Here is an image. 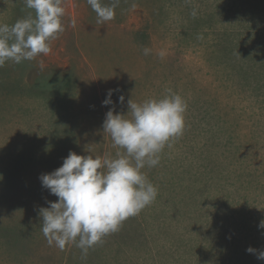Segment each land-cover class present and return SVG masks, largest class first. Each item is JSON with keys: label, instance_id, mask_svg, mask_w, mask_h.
<instances>
[{"label": "rangeland", "instance_id": "374dc122", "mask_svg": "<svg viewBox=\"0 0 264 264\" xmlns=\"http://www.w3.org/2000/svg\"><path fill=\"white\" fill-rule=\"evenodd\" d=\"M64 7L47 56L0 67V264H264V0H120L103 24L87 0ZM30 12L0 0V23ZM168 89L187 110L183 134L143 169L156 199L86 256L50 246L39 210L58 197L40 175L70 150L114 155L109 108Z\"/></svg>", "mask_w": 264, "mask_h": 264}, {"label": "clouds", "instance_id": "9594fccd", "mask_svg": "<svg viewBox=\"0 0 264 264\" xmlns=\"http://www.w3.org/2000/svg\"><path fill=\"white\" fill-rule=\"evenodd\" d=\"M28 9L34 10L14 24L0 23V67L6 61L17 64L34 60L51 52L50 42L65 31L64 0H24ZM97 15V23L103 24L115 18L120 0L104 3V0H87ZM190 15L195 18L197 9ZM75 27V21L72 22ZM198 39H202L198 35ZM151 49L145 47L144 55ZM165 52H159L163 58ZM43 67V63L40 64ZM112 89L103 105L113 104ZM123 104L124 96H119ZM128 111L116 112L109 108L103 121V131L117 149L102 155H81L69 152L60 167L39 177L42 187L58 197L48 201L49 207H41V231L48 244L63 250L75 244L87 255L88 250L102 238L118 231L127 218L138 215L158 195V189L143 171L159 164L160 153L174 138L183 134L186 100L171 89L162 98H149L136 102L128 100ZM264 228V221L259 225ZM249 253L257 250L249 247ZM258 259L264 260V251Z\"/></svg>", "mask_w": 264, "mask_h": 264}]
</instances>
